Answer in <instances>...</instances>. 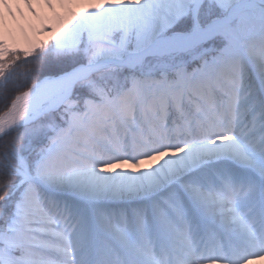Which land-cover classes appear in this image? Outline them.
<instances>
[{
    "label": "snow or ice",
    "instance_id": "6c2138e0",
    "mask_svg": "<svg viewBox=\"0 0 264 264\" xmlns=\"http://www.w3.org/2000/svg\"><path fill=\"white\" fill-rule=\"evenodd\" d=\"M58 3L0 39V264L264 260V0Z\"/></svg>",
    "mask_w": 264,
    "mask_h": 264
},
{
    "label": "rangeland",
    "instance_id": "374dc122",
    "mask_svg": "<svg viewBox=\"0 0 264 264\" xmlns=\"http://www.w3.org/2000/svg\"><path fill=\"white\" fill-rule=\"evenodd\" d=\"M44 5L47 6L44 0ZM27 10L30 12L28 15L31 20H28L29 18H25L21 11L20 6L14 3L12 0V3H8L7 0V6L4 5V3H0V17L1 15H8L9 17H14L18 15V17H21V20L27 21V26L20 27V29L16 26L14 21L11 19H8L6 22L1 21L0 19V39H3L7 42L10 50L12 51H25L32 47L34 44H39L42 41H47L52 33H44L42 26L38 23L39 20L41 22L46 20L45 22V28H53L55 30L60 23L64 22L68 14L64 12L59 18H58V24H54L51 18H39L38 16L34 15L36 11L39 10V6L37 4H32L31 8H29L27 5H25ZM28 12V13H29ZM21 15V16H19ZM6 27L9 30V33L3 34L2 28Z\"/></svg>",
    "mask_w": 264,
    "mask_h": 264
},
{
    "label": "bare ground",
    "instance_id": "6f19581e",
    "mask_svg": "<svg viewBox=\"0 0 264 264\" xmlns=\"http://www.w3.org/2000/svg\"><path fill=\"white\" fill-rule=\"evenodd\" d=\"M14 3H16L17 5L20 6V11L22 13V15L25 17V18H29V14L30 12L27 10L26 6H25V3H24V0H13ZM8 3H12V0H8ZM32 4H37L39 6V10L35 12L34 15H37L39 18H51L53 23L54 24H58V18L64 13L66 12L67 14H69V10L66 9V8H62L60 7L59 3H58V0H52V4H53V7H48V6H45L44 5V0H32ZM72 13H77L79 12V8L77 7H73L71 10H70ZM29 12V13H28ZM21 16V15H19ZM14 21V23L16 24V26L20 29V27H23V26H27V21L28 20H31L30 18L26 20H21V17L19 18L18 15L14 17H9L8 15L4 16V15H1L0 19L1 21H7L8 19H11ZM0 21V22H1ZM45 22L46 20H44V22L41 20L38 21V23L42 26L43 30L45 29ZM2 32H4L3 34H7L9 33V30L3 26V28L1 29ZM44 33H48V32H45L43 31ZM142 167H148L147 164L143 165ZM254 264H264V260H261V261H256L254 262Z\"/></svg>",
    "mask_w": 264,
    "mask_h": 264
}]
</instances>
